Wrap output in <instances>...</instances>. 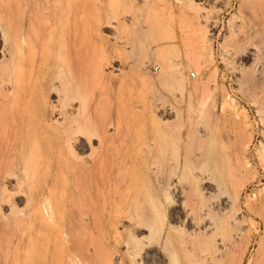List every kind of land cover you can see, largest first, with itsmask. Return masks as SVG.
<instances>
[{
	"label": "rangeland",
	"instance_id": "1",
	"mask_svg": "<svg viewBox=\"0 0 264 264\" xmlns=\"http://www.w3.org/2000/svg\"><path fill=\"white\" fill-rule=\"evenodd\" d=\"M179 1L0 0V264H264L245 0Z\"/></svg>",
	"mask_w": 264,
	"mask_h": 264
},
{
	"label": "bare ground",
	"instance_id": "2",
	"mask_svg": "<svg viewBox=\"0 0 264 264\" xmlns=\"http://www.w3.org/2000/svg\"><path fill=\"white\" fill-rule=\"evenodd\" d=\"M119 2H120V4H121V2H125V3H127L128 5H129V9L127 10V11H124V12H122L119 16H118V18H117V22H118V24L119 25H121V26H123L124 24H126V22L127 23H134V22H137L138 20H135V17H137V16H135L132 12H131V9H130V7H132V5H133V3H134V1L135 0H118ZM143 3H145V4H147L146 3V1L147 0H141ZM182 1V3H184L185 2V0H180L179 1V3ZM188 1V4H192V0H187ZM223 1V0H222ZM219 2V1H218ZM187 3V2H186ZM194 4V3H193ZM193 4H192V6H193ZM189 5V6H190ZM137 6V5H136ZM188 7V6H187ZM245 7H246V10H244L245 11V18H246V23H245V28H244V31H243V44H245V47H243V48H245V52H246V54L247 55H249L250 57H251V60H252V66H251V68L253 67L255 70H257V72H258V75H257V82L260 84L259 86H264V59H263V57H262V55H264L263 53H261V51H263V50H261V43H262V41H263V35H264V0H245ZM134 9V8H133ZM122 11V10H121ZM170 11H173V10H170ZM169 14V13H168ZM181 14V13H180ZM198 13H196V15H197ZM168 17H169V15H168ZM183 17V16H182ZM164 18V17H163ZM174 18V17H173ZM138 19H139V17H138ZM196 19H198V17L196 16ZM200 19V18H199ZM135 20V21H134ZM163 20V19H162ZM165 20H167L166 18H165ZM171 20V19H170ZM174 20V19H173ZM183 20V19H182ZM159 22V21H158ZM168 22H170V21H168ZM148 23V22H147ZM150 23V22H149ZM151 23H153L152 21H151ZM179 23V25H182V24H180V22H178ZM135 24V23H134ZM133 24V25H134ZM175 24V23H174ZM139 25V24H138ZM152 25V24H151ZM169 25V24H168ZM167 25V27H169V28H167L168 30V32L170 31V35L169 36H167V39H169V40H171V41H173V40H179V38H183L184 36H185V34H187V33H185L184 35L182 34V36L183 37H180L181 36V34L180 35H178L177 34V32H175L174 30L175 29H173L172 28V26L170 25V26H168ZM136 26V25H135ZM165 26V25H164ZM173 26H176V25H173ZM178 27V26H177ZM185 27V26H184ZM142 28V27H141ZM170 29V30H169ZM179 29V28H178ZM198 30V29H197ZM238 30V29H237ZM177 31V30H176ZM179 31H180V29H179ZM239 31V30H238ZM187 32H189V31H187ZM124 33V32H123ZM138 33H140V32H138ZM143 33V32H142ZM155 33V32H154ZM182 33V32H181ZM150 34H152V32H150ZM156 34V33H155ZM159 34V33H158ZM158 34H156V35H158ZM203 34V33H202ZM121 38L122 37H124V36H121V35H119ZM141 36V35H140ZM139 36V37H140ZM150 36H152V35H150ZM164 36V35H163ZM187 36V35H186ZM153 37V36H152ZM155 37V36H154ZM158 37V36H157ZM188 37V36H187ZM206 38V35L205 34H203L202 35V38ZM164 38V37H163ZM204 38V39H205ZM158 40H159V38H157ZM204 39H203V42H204ZM120 40V39H119ZM183 40H186V37H184L183 38ZM182 40V41H183ZM202 40V39H201ZM160 41V40H159ZM188 41V40H187ZM169 41H167V43H168ZM175 42V41H174ZM180 42V41H179ZM184 42V41H183ZM202 42V43H203ZM143 43V42H142ZM133 44H135V43H133ZM177 44V43H176ZM242 44V43H241ZM136 45V44H135ZM178 45V44H177ZM136 47H137V45H136ZM161 48H162V46H161ZM168 48V47H167ZM160 49V48H159ZM168 49H170V48H168ZM164 50V49H163ZM165 50H166V48H165ZM167 52V51H166ZM157 53H155V55H156ZM170 55H172V54H170ZM169 55V56H170ZM212 55H213V53H212ZM211 55V56H212ZM166 56V55H165ZM168 56V55H167ZM188 56V55H187ZM210 56V55H209ZM180 57H181V55H180ZM187 58V57H186ZM189 58V57H188ZM187 58V59H188ZM175 59H179V58H175ZM181 59H182V57H181ZM185 59V58H184ZM182 61V60H181ZM185 62H186V60H185ZM190 62V61H189ZM181 63H183V62H181ZM182 65V64H181ZM180 65V66H181ZM179 66V67H180ZM184 66V65H183ZM177 65H176V63L173 61V59H170V58H168L167 59V61H166V63H165V71H166V77H172L173 75H175V74H177L178 73V71H177ZM159 68H160V66H159ZM252 68V69H253ZM158 71H160V70H158ZM182 72H183V68H182V70H181ZM149 72V71H148ZM183 74V73H182ZM180 77V76H179ZM252 77V76H251ZM175 80V79H174ZM179 80H180V78H179ZM252 80V78L250 79H248L247 80V82L249 81H251ZM165 82V81H164ZM252 82V81H251ZM165 83H167V82H165ZM169 83H170V81H169ZM17 84V83H16ZM166 86V85H165ZM173 86V85H172ZM170 88H171V85H170ZM170 88H168V89H170ZM183 93V92H182ZM190 93V92H189ZM184 99V98H183ZM180 101V100H179ZM181 102V101H180ZM262 106H264V103H263V105ZM173 107H175V105L173 106ZM262 110V112H264V107H262L261 108ZM173 110V109H172ZM174 110H176V109H174ZM177 111H179V109L177 110ZM177 111L175 112V113H177ZM192 111V110H191ZM190 111V112H191ZM174 112V111H173ZM194 113V112H193ZM189 114V113H188ZM191 114V113H190ZM68 133V132H67ZM90 139V138H89ZM70 140H71V138H70ZM58 212V210L55 208H51L50 210H48V215H49V217H52L53 215H55V213H57ZM58 220V219H57ZM59 223V222H58ZM59 228V226H58V224H57V222H53L52 223V229H58ZM28 248V247H27ZM29 249V248H28ZM58 258V257H57ZM59 259V258H58Z\"/></svg>",
	"mask_w": 264,
	"mask_h": 264
}]
</instances>
